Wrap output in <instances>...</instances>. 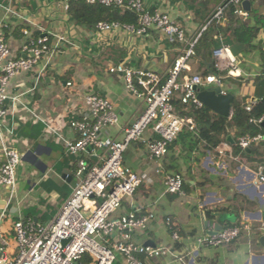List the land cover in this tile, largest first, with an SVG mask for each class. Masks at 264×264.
I'll list each match as a JSON object with an SVG mask.
<instances>
[{"label":"crops","instance_id":"0c3cea01","mask_svg":"<svg viewBox=\"0 0 264 264\" xmlns=\"http://www.w3.org/2000/svg\"><path fill=\"white\" fill-rule=\"evenodd\" d=\"M140 1L145 10L166 13L180 25L184 42L170 43L155 28L141 36L124 30L99 33L95 26L74 22L68 12L76 3L72 0H0V33L8 44L10 58L25 57L21 52L23 29L48 39L38 63L11 79L6 88L7 113L0 130V148L2 144L12 146L20 154L13 193L0 187V210L5 211L3 217L0 214V242L8 243V251L15 248L8 238L13 222L28 218L37 223L49 222L73 190L72 182L67 180L73 174V159L63 145L75 138L69 122L87 114L85 96L95 94L109 100L117 124L104 129L100 138L105 142L121 140L123 129L142 115L145 104L126 88L122 75L110 73L109 69L123 64L156 73L164 80L174 61L191 41L201 36L225 0ZM248 1V11L242 8V1L237 5L245 15L223 12L213 22L222 31H229L226 38L231 43L220 41L219 47L228 48L240 72L239 77L231 78L226 71H219L224 73L220 75L221 89L231 94L234 101L243 99L254 104L264 97V60L260 54L264 51V30L256 25L252 15L264 18V0ZM252 28L256 30L253 39ZM248 44L251 48L246 51ZM212 60L214 63L213 55ZM188 66L189 71L183 72L182 77L208 74V66L197 61L189 60ZM184 133L170 145L164 158L150 159L140 143L132 144L123 155V163L139 173L143 181L134 195L122 203L120 212H152L155 216L144 231L132 233V239L168 251L145 264H264L260 244L253 251L247 243L213 248L195 242L200 235L225 227L264 223V185L257 182L258 173H264V141L250 147L248 156L233 155L231 130L219 143L227 145L225 154L219 155L196 142L198 136L189 133L183 138ZM149 135V130L144 132L145 137ZM2 161L0 151V165ZM173 173L183 177L179 194L165 193L164 180ZM234 194L254 207L237 213L229 204ZM167 217L178 232V241H172L169 235Z\"/></svg>","mask_w":264,"mask_h":264},{"label":"built area","instance_id":"2783aa9c","mask_svg":"<svg viewBox=\"0 0 264 264\" xmlns=\"http://www.w3.org/2000/svg\"><path fill=\"white\" fill-rule=\"evenodd\" d=\"M87 4H100L106 7L118 6L133 10L138 15L137 26L117 22H98L95 29L99 33L112 30H124L134 35H144L155 28L166 36L170 43L185 40L182 27L173 22L166 13L149 12L140 0H72ZM238 5L243 0H225ZM224 12L220 5L209 21L219 19ZM235 14L245 15L241 10ZM205 28V27H204ZM24 43L21 52L25 57L10 58L8 44L0 33V130L7 113L6 88L9 81L22 72L30 71L39 61L42 49L48 42L46 36H34L23 29ZM191 41L173 63L167 76L162 80L156 73L142 71L118 64L109 69L110 73L122 75L126 88L142 98L145 108L140 117L123 129L121 140L105 142L101 132L117 124V115L108 99L95 94H87L84 105L87 114L69 122L75 133L72 141L64 143L65 153L73 159L75 187L63 201L55 216L46 223H37L32 219H20L12 223L11 231L15 239V248L8 251V243L0 242V264H145V261L158 259L168 253L161 247L145 246L133 241L132 233L144 231L155 219L152 212H120L122 203L131 198L142 184V177L123 163L125 151L134 143L143 145L150 159L158 160L168 154V148L183 132L195 135V125L191 118L177 114L171 100L177 94L182 104H192L200 108L194 87L206 89L221 88V76L215 74L182 77L189 71L188 62L194 55ZM217 71H226L231 78L240 76L237 62L227 47L213 50ZM264 71V61L263 67ZM69 85V84H68ZM221 94H226L221 89ZM252 103L246 106L250 111ZM232 115L230 110L228 118ZM252 123H263L264 115L250 119ZM150 131L148 137L145 131ZM1 135V134H0ZM264 141V135H245L238 138L240 149H249ZM227 145L218 144L215 148L219 155L225 154ZM2 163L0 165V187H6L13 193L16 186V170L20 164V154L12 147L1 145ZM257 182L264 185V173L259 172ZM183 187V177L179 173L168 175L164 180L165 193L179 194ZM1 217L4 212H0ZM172 241H178L179 235L171 219H165ZM251 226L241 224L225 227L215 234H205L196 238L198 246L220 247L235 240L242 232H249ZM260 232L264 234V223Z\"/></svg>","mask_w":264,"mask_h":264},{"label":"trees","instance_id":"16d2710c","mask_svg":"<svg viewBox=\"0 0 264 264\" xmlns=\"http://www.w3.org/2000/svg\"><path fill=\"white\" fill-rule=\"evenodd\" d=\"M224 12L231 15L237 9V5L229 4L227 1L222 3ZM68 12L70 17L77 24L94 27L98 22H117L120 24L137 26L138 15L133 10L121 8L118 6L106 7L100 4H87L85 2H76L72 4ZM253 19L256 25H260L264 30V18L253 13ZM226 31L217 26L213 21L207 26L206 30L201 34L199 39L193 46L194 55L190 60L197 61L199 64L208 66L205 73H211L220 76V72L214 68L212 60L213 50L220 46V41L229 43L226 38ZM229 32V31H228ZM256 36V30L250 29V38ZM230 39V38H229ZM231 43V42H230ZM248 44L246 51L249 50ZM264 60V51H260ZM178 115L191 118L195 125L196 142L202 143L205 150L214 151L216 146L228 136L232 130L234 132V145L232 147L233 155L248 156L245 150L240 149L237 144L238 138L245 135L255 136L264 134L263 123H252L250 119H258L264 115V97L260 101H256L250 111H246L248 103L243 99H236L232 104V115L230 118L218 115L205 106L196 108L192 104H182L179 95H175L171 100ZM181 135V134H180ZM189 132L184 133L186 138L190 136ZM257 162H260L257 160ZM230 207L240 213L243 210H251L254 204L248 202L240 195L234 194L229 201ZM261 223L255 222L251 225L250 231H242L238 237L232 242L225 244L228 248L234 247L237 243L249 244L251 250L260 248L258 240ZM182 235V233H180ZM84 263H89L88 257L83 258Z\"/></svg>","mask_w":264,"mask_h":264},{"label":"water","instance_id":"95a60500","mask_svg":"<svg viewBox=\"0 0 264 264\" xmlns=\"http://www.w3.org/2000/svg\"><path fill=\"white\" fill-rule=\"evenodd\" d=\"M241 6L244 10L248 11L249 10V1L248 0H243L241 2ZM194 91L197 94L198 100L203 104V106L207 107L210 109L212 112L228 117L229 112L231 110V106L234 103V97L231 94H221V88L218 86L215 87H209L206 89L194 87ZM263 127H264V122H263ZM228 141L231 142L230 139ZM252 150L251 148L245 149L246 152H249ZM264 166V165H263ZM67 180H70L71 187H75V180L71 176H67ZM1 212V210H0ZM217 216V214H215ZM206 225V221L204 223ZM218 230H215L214 232L210 234H215ZM259 244L260 246L264 249V235H261L259 237ZM145 246H154L150 242L144 243Z\"/></svg>","mask_w":264,"mask_h":264},{"label":"rangeland","instance_id":"374dc122","mask_svg":"<svg viewBox=\"0 0 264 264\" xmlns=\"http://www.w3.org/2000/svg\"><path fill=\"white\" fill-rule=\"evenodd\" d=\"M221 74H224V73L222 72ZM223 78H225V77L223 76ZM226 80H227V79H226ZM16 171H17V170H16ZM200 236H203V235H200ZM8 238H9V240L13 241L14 244H15V239H14V237H13L12 234H10Z\"/></svg>","mask_w":264,"mask_h":264}]
</instances>
